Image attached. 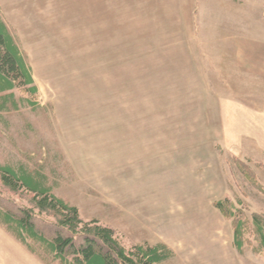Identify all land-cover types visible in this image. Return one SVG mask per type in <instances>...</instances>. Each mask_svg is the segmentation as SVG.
<instances>
[{
	"label": "rangeland",
	"instance_id": "374dc122",
	"mask_svg": "<svg viewBox=\"0 0 264 264\" xmlns=\"http://www.w3.org/2000/svg\"><path fill=\"white\" fill-rule=\"evenodd\" d=\"M0 13L40 79L38 97L18 90L19 108L0 112V166L46 176L59 198L115 229L129 251L165 245L168 264H264L255 235L264 150L253 141L235 147L244 136L229 134L230 104L211 97L230 95L228 73L216 70L229 24L264 29V0H0ZM237 86L239 104L263 109L244 102L247 91L261 98L259 83ZM0 194L33 208L1 173ZM229 199L245 212L243 251L218 208ZM25 249L30 264H61Z\"/></svg>",
	"mask_w": 264,
	"mask_h": 264
},
{
	"label": "trees",
	"instance_id": "16d2710c",
	"mask_svg": "<svg viewBox=\"0 0 264 264\" xmlns=\"http://www.w3.org/2000/svg\"><path fill=\"white\" fill-rule=\"evenodd\" d=\"M33 85V70L0 13V111L5 112L11 103L18 104V90L29 89L37 95V88L30 90ZM238 163L244 175L256 184V172L244 161ZM0 173L4 186L15 193H28L33 206L31 209L14 206L0 194V225L34 253L42 249L61 264H168L171 261L172 255L165 245H140L129 251L115 229L100 220L85 221L78 207L59 198L46 176L25 167L2 165ZM218 208L232 222L236 247L243 251L248 235L244 210L238 212L231 199L220 203ZM43 216L55 219L56 223L45 222ZM255 228L259 252L264 253V217H255Z\"/></svg>",
	"mask_w": 264,
	"mask_h": 264
},
{
	"label": "crops",
	"instance_id": "0c3cea01",
	"mask_svg": "<svg viewBox=\"0 0 264 264\" xmlns=\"http://www.w3.org/2000/svg\"><path fill=\"white\" fill-rule=\"evenodd\" d=\"M231 22L233 25L229 24V29L232 35L229 34V38L222 37H225L226 40L222 41L223 48L218 50L221 55L219 58L221 66L215 67L221 74H223V71L228 73V76L226 74L222 75V82L225 81L223 86L228 88V94L230 95L219 94L216 89V93L214 91L211 97L216 99V101L230 104L229 129L227 128L229 134L248 137L247 140L244 137L242 140L235 137L237 143L235 147L245 148L247 141H253L264 150V106L263 109L256 110L249 105L239 104L243 103V101H238L236 96L238 80H242V82H245V86L250 88H253V83L256 82L263 88L262 92L258 94V96L261 95V98L255 100L253 91H247L244 102L249 104L250 102L260 101L264 104V29L255 30L247 20L240 28H237V24L234 25L233 20ZM37 39L41 44V36H38ZM30 67L33 69L35 81V85L31 86L30 90L32 88L38 89L37 95L31 94L32 97H38L40 94L38 81L40 79L37 76L35 66L31 65ZM228 79L229 81H227ZM204 80V78L200 80L201 85H204ZM215 80L216 78H214ZM30 103L34 104L33 101H30ZM31 107L34 108L36 106ZM30 261L29 253L25 247L13 239L10 234L0 229V264H30Z\"/></svg>",
	"mask_w": 264,
	"mask_h": 264
}]
</instances>
